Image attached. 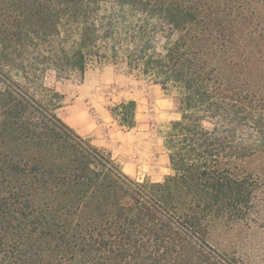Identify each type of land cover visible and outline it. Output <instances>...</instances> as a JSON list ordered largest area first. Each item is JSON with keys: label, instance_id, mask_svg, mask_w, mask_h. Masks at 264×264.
<instances>
[{"label": "trees", "instance_id": "16d2710c", "mask_svg": "<svg viewBox=\"0 0 264 264\" xmlns=\"http://www.w3.org/2000/svg\"><path fill=\"white\" fill-rule=\"evenodd\" d=\"M108 52L178 90L163 181L58 113ZM218 219L264 228V0H0V264H244Z\"/></svg>", "mask_w": 264, "mask_h": 264}, {"label": "rangeland", "instance_id": "374dc122", "mask_svg": "<svg viewBox=\"0 0 264 264\" xmlns=\"http://www.w3.org/2000/svg\"><path fill=\"white\" fill-rule=\"evenodd\" d=\"M45 81L64 94L65 107L59 115L65 120L82 111L87 132H91L87 138L110 152L127 174L139 181L158 182L171 173L166 137L172 121L181 116L174 102L178 90L163 89L130 67L124 55L111 52L105 57L90 56L84 72L75 70L59 80L50 71ZM130 101L135 106L123 107ZM210 242L237 254L244 264H264L262 227L214 220Z\"/></svg>", "mask_w": 264, "mask_h": 264}, {"label": "crops", "instance_id": "0c3cea01", "mask_svg": "<svg viewBox=\"0 0 264 264\" xmlns=\"http://www.w3.org/2000/svg\"><path fill=\"white\" fill-rule=\"evenodd\" d=\"M64 107L65 106H62L60 109H63ZM59 110H58V113H59ZM81 112L82 111H77L74 116L68 117L67 119L65 118V120L64 119L63 120L66 123H68L69 125H71L82 136L89 137V136H91L90 135L91 132H87L88 125H87V122H83L85 120H83V118L81 116ZM89 127H91V129H93L94 126H93V124H90Z\"/></svg>", "mask_w": 264, "mask_h": 264}]
</instances>
